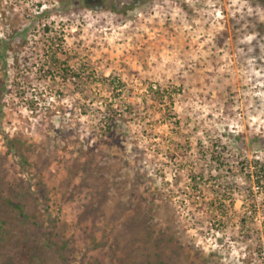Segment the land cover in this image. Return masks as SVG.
Listing matches in <instances>:
<instances>
[{"label": "rangeland", "instance_id": "1", "mask_svg": "<svg viewBox=\"0 0 264 264\" xmlns=\"http://www.w3.org/2000/svg\"><path fill=\"white\" fill-rule=\"evenodd\" d=\"M87 3L0 0V167L29 214L0 204V264H264V0ZM52 54L123 92L83 99Z\"/></svg>", "mask_w": 264, "mask_h": 264}, {"label": "trees", "instance_id": "2", "mask_svg": "<svg viewBox=\"0 0 264 264\" xmlns=\"http://www.w3.org/2000/svg\"><path fill=\"white\" fill-rule=\"evenodd\" d=\"M94 1L96 0H86V2L88 3H92ZM45 29L49 31L48 27H45ZM233 38H235V34L233 35ZM62 40L63 38L57 37L56 39L57 43H54L51 41L47 45L48 46L47 49L48 48L51 49L55 45L58 48H60L62 44ZM4 57H5L4 50L1 49L0 50V61H2ZM50 58H51L50 62L52 61L51 63H53L51 64L50 68L54 66V69H52L53 74L54 73L58 74V77H60L63 81L67 79L68 80L72 79L73 80L72 85L74 86V90L77 91L78 94H81L83 99L87 98L89 94L92 95L94 98H96L92 91V87L94 86H97V87L103 86V88H107L108 92L112 93L115 96H119L120 93H122L124 90L125 84L119 78H116V77L110 78V77H105L101 75L99 78H97V81H92L89 79L90 76H93L92 75L93 70L90 69V67L86 66V68L84 69H81L80 66L77 68L75 67V69H70L69 67H63V68L58 67V66L55 67V64H57L59 60L56 58V55H53V54L50 56ZM89 69H90L91 75L90 73L86 74L85 72H83V70L87 71ZM60 92L59 94H61ZM168 95H170V93H168ZM165 96H166L165 90L160 91L159 88L156 89L155 96H154L155 98H158L160 101H163V100H166ZM102 104H103L102 109L101 107H98L97 111L102 112L101 118L99 120L102 125L101 129H103L102 130L103 135L105 136L107 134H110L113 128L117 126V120L121 116L120 114L121 108L114 100H110L109 102L106 101ZM19 142L20 141H18L16 138H9L8 136H5V146L7 147L9 152L13 153V155L16 156L18 165L20 166V168L23 169L26 166L27 161L22 152V147ZM30 185L31 184L27 182V189L25 190L27 191V193L30 192ZM15 187L16 185L12 186L11 183L8 181V179H6L5 173H3L0 167V204L10 206L11 208L14 209L16 217L22 216L20 220L27 222L29 218V214L25 212L23 204L21 202L15 204L8 195V193H14V194L18 193L19 195L22 196V194L26 193L24 191L20 193L18 191H15ZM35 189H36V192L32 194L30 193L31 196L35 197L36 199L39 198L41 200H46L47 196L46 197L44 196L46 193L44 184L38 181L35 185ZM9 226H10L9 218H7L5 214L1 215L0 216V250L3 247V242L6 238L5 236L9 234L8 232Z\"/></svg>", "mask_w": 264, "mask_h": 264}]
</instances>
